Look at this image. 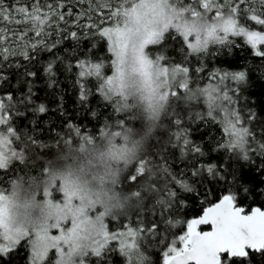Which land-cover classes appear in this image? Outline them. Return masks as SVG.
I'll return each instance as SVG.
<instances>
[{"label":"snow or ice","instance_id":"1","mask_svg":"<svg viewBox=\"0 0 264 264\" xmlns=\"http://www.w3.org/2000/svg\"><path fill=\"white\" fill-rule=\"evenodd\" d=\"M0 264H264V0H0Z\"/></svg>","mask_w":264,"mask_h":264},{"label":"trees","instance_id":"2","mask_svg":"<svg viewBox=\"0 0 264 264\" xmlns=\"http://www.w3.org/2000/svg\"><path fill=\"white\" fill-rule=\"evenodd\" d=\"M69 107H71V101L69 100ZM132 127V126H130ZM139 132V129L138 128H135V127H132V134L130 135L129 137V140L131 141V139L135 138V134ZM122 142V141H121ZM104 146L100 145V144H97L96 145V151H100L102 150ZM89 155L92 154V149L90 148L89 150ZM69 155L71 156H79V159L83 160L84 159V156L83 155H80L78 154L76 151H72L69 153ZM66 163H70L72 164V166L76 167L77 165L69 160V161H63V160H60L57 162V167H64ZM113 167H115V165H113ZM93 171H98V169H94ZM106 184H107V188L110 189V193L113 195V199H120V200H123L124 199V196H125V193L123 192V190H120L119 189V178L117 177V180L116 182L114 183L111 179H109L108 181H106ZM110 186V187H109Z\"/></svg>","mask_w":264,"mask_h":264},{"label":"rangeland","instance_id":"3","mask_svg":"<svg viewBox=\"0 0 264 264\" xmlns=\"http://www.w3.org/2000/svg\"><path fill=\"white\" fill-rule=\"evenodd\" d=\"M88 179L90 181L89 187L91 188L92 191H94V192L95 191H101V189H102L107 194V196L113 197V195L110 193V189L107 188V184L106 183L103 186H101L97 182L92 180L91 176H89ZM114 201H115V199H113V202ZM100 207H103V204H101ZM40 213H41V209L39 207H36V208L33 209V215L38 217L40 215Z\"/></svg>","mask_w":264,"mask_h":264}]
</instances>
